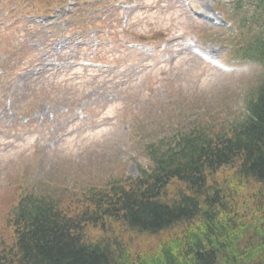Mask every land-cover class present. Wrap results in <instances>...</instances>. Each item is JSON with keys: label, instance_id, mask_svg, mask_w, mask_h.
Returning a JSON list of instances; mask_svg holds the SVG:
<instances>
[{"label": "rangeland", "instance_id": "374dc122", "mask_svg": "<svg viewBox=\"0 0 264 264\" xmlns=\"http://www.w3.org/2000/svg\"><path fill=\"white\" fill-rule=\"evenodd\" d=\"M88 1L90 6L100 0ZM224 1L129 0L119 14L115 10L129 33L119 42L89 27L81 31L77 16L64 21L55 14L52 25L40 26L43 19H31L24 5L15 11L18 19L1 26L0 64L12 74L14 82L6 88L15 95L0 102V247L13 236L12 211L27 188H48L60 207L75 215L89 190L138 177L139 166H148L143 145L169 137V124L219 130L230 118L243 116L244 97L262 71L253 62H238L221 44L230 27ZM6 4L9 8L11 0H0L1 18L11 13L1 8ZM65 7L72 11L74 3ZM55 34L58 43L48 40ZM214 178L236 206L258 190L238 181L229 168ZM180 189L168 187L165 200L176 199ZM112 230L107 238L121 236L118 226ZM175 233H125L121 239L129 255L151 262ZM101 235L90 230L93 238Z\"/></svg>", "mask_w": 264, "mask_h": 264}, {"label": "trees", "instance_id": "16d2710c", "mask_svg": "<svg viewBox=\"0 0 264 264\" xmlns=\"http://www.w3.org/2000/svg\"><path fill=\"white\" fill-rule=\"evenodd\" d=\"M22 1L1 8L17 9ZM26 1L33 16H50L66 2ZM232 5L247 35L239 54L264 68V0ZM2 68L9 72L7 64ZM227 122L219 130L170 124L169 137L143 145L148 166H139L138 177L89 190L75 215L48 188H27L12 211L13 236L0 247V264H264V75L246 94L243 116ZM226 168L238 181L258 186L244 205L229 204L226 188L214 178ZM177 184L178 197L166 201L167 188ZM115 226L121 236L107 238ZM91 229L102 235L91 237ZM173 230V239L151 262L123 248L125 233L159 237Z\"/></svg>", "mask_w": 264, "mask_h": 264}]
</instances>
